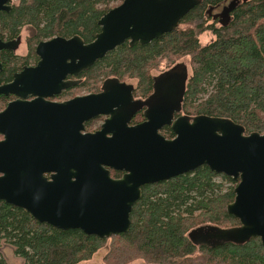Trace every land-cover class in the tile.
<instances>
[{
    "label": "water",
    "instance_id": "95a60500",
    "mask_svg": "<svg viewBox=\"0 0 264 264\" xmlns=\"http://www.w3.org/2000/svg\"><path fill=\"white\" fill-rule=\"evenodd\" d=\"M10 2L0 0V11H9ZM198 2L122 0L98 19L100 29L89 42L77 34L40 40L36 64L23 66L11 82L0 85V94L18 96L0 112V134L5 135L0 140V199L39 222L103 238L129 230L143 185L207 165L236 181L226 210L239 224L209 225L206 235L213 241L205 237L202 243L241 244L257 236L264 247V132L244 133L243 125L227 117L174 118L190 78L186 63L162 72L146 100L134 99L133 84L116 77L106 78L98 93L63 103L43 99L67 87L68 75L88 70L125 41L142 45L177 28ZM234 6L225 7L226 13ZM20 42V35L0 38V51H14ZM26 92L37 97L23 100ZM142 106L146 119L129 126L132 112ZM100 113L109 115L101 129L82 133L83 121ZM164 125L173 137L159 131ZM110 169L123 174L113 177Z\"/></svg>",
    "mask_w": 264,
    "mask_h": 264
},
{
    "label": "trees",
    "instance_id": "16d2710c",
    "mask_svg": "<svg viewBox=\"0 0 264 264\" xmlns=\"http://www.w3.org/2000/svg\"><path fill=\"white\" fill-rule=\"evenodd\" d=\"M120 1L18 0L9 11H0V38L15 37L21 27L28 26L33 29L32 51V42L57 35L77 34L89 42L100 29L98 19ZM225 2L226 7L235 6L228 14L222 10L227 14L223 22L216 14L212 23L205 24L210 20L204 17L208 9ZM181 24L149 43L117 46L84 75L91 85L96 78H133L137 80L135 92L147 94L152 88V71L161 62L171 65L190 57L183 112L230 118L244 126V133L264 132V0H199ZM206 31L213 38L202 43L199 37ZM29 58L1 50L0 80L9 79ZM235 184L232 177L207 165L145 184L130 212L129 230L103 238L79 229L53 227L23 208L2 203L0 234L23 259L22 264H83L107 240L106 264H125L136 258L149 264H264V247L257 236L241 244L203 243L199 248L187 237L193 224H239L226 210L234 198ZM0 264L9 263L0 255Z\"/></svg>",
    "mask_w": 264,
    "mask_h": 264
},
{
    "label": "flooded vegetation",
    "instance_id": "af4514ba",
    "mask_svg": "<svg viewBox=\"0 0 264 264\" xmlns=\"http://www.w3.org/2000/svg\"><path fill=\"white\" fill-rule=\"evenodd\" d=\"M121 3V1L119 2ZM118 3V4H119ZM226 7V2L225 3H221L219 5H216V6H212L211 7V12H209V9L208 11L206 12V14L204 15L205 18H208L210 17V20L213 21L214 19V15L216 14H219V21H222L223 19V15H221V12L223 9H225ZM229 7V6H228ZM229 12L231 11V9H228ZM181 20L182 18L180 19L179 21V24L177 27H179L181 25ZM18 36V35H17ZM17 36H15L14 38H11V40H14L17 38ZM48 39V38H47ZM45 40V39H44ZM154 40V39H153ZM152 41V40H151ZM21 43V42H20ZM38 43V42H37ZM36 43V45H37ZM124 43H127L129 45V41H125ZM136 44H139V41H137ZM135 44V45H136ZM146 44V43H145ZM20 45V44H19ZM143 45V44H142ZM36 47V46H35ZM28 55L26 56V58H29V60H27V64L25 63H21L20 64V67L19 69L15 70L9 79L7 80H0V85L1 84H5V83H9L13 80V75L15 72H18L20 71L23 66L27 65V66H32V65H35L36 62L39 60V56L36 54L35 52V48L32 50L28 49ZM8 51H12V50H8ZM12 52H15V51H12ZM2 68H3V65H2ZM168 70V69H167ZM1 71V70H0ZM86 71V70H85ZM81 72L80 74L78 75H68L64 80L67 81V83H69V85L67 87H63L61 88L60 90L56 91V90H53L51 92V94H47L44 96V100L45 101H50V102H54V103H63V102H66V101H69L71 99H73L74 97L76 96H84L86 94H89V93H98L101 91V86H102V83L103 81L108 78V77H105L102 79L100 85H98V87H92L89 89L90 87V80L88 78V76L84 75V72ZM164 72V71H162ZM158 73L156 75H153V79H152V88L151 90L147 93V94H137L135 92L136 90V85H134L133 83L131 82H127L125 80H121L119 79L118 77L116 76H109V77H116L118 78L120 81H125L126 83H131L133 84V90H132V95H133V98L134 99H140V100H146L149 98L150 94L153 92V84L154 82L157 80L158 77H160L161 75L163 74H166V73ZM189 73V71H188ZM75 81V82H74ZM86 85V86H85ZM78 89H83L82 91L80 92H76V90ZM26 94L28 96L26 97H23L22 99L23 100H32L34 99L35 97H37V95H31L32 93L31 92H26ZM18 99V96L13 94V93H9V94H3L1 93L0 94V112H2L10 102L14 101ZM183 104V102H182ZM181 104V110L180 111H175L174 112V118L180 116V115H183L185 114V112H183L182 110V107L183 105ZM146 106H142L141 108H138L136 110H134L130 116V120L128 121V125L129 126H133V125H136L140 122H143L146 117H145V111H146ZM109 117L108 114H104V113H100L98 114L97 116H93L91 118H88L86 120L83 121V126H84V129L81 131L82 133H87V132H96L98 130L101 129V126L102 124L104 123L105 119ZM164 136L165 135H169V133H171V137H173V133L170 129V127L168 125H164L160 130H159ZM109 135H111L109 133ZM170 136V135H169ZM169 136H165L167 138H171ZM5 137L4 134H0V140H2L3 138ZM114 171H118V170H113V169H110V175L113 176V177H120L122 174H123V171H118L120 173H115ZM113 173V175H112ZM45 175H49V174H45ZM2 203H6V204H9V205H12L8 202H6L5 200L3 199H0V204ZM13 207H18V206H15V205H12ZM209 225H214V224H211V223H204V224H199L195 227H192L189 231H188V239L190 240V242L195 245V248H199L200 245H202V241H204V238L206 237L209 241H213L212 238L208 237L206 234H207V230H210L209 229ZM238 225V224H236ZM236 225H233V226H236ZM199 227H204V229L201 231L197 228ZM227 227H232V226H222V228H227ZM193 229V230H192ZM5 236L1 235L0 234V253H3V248L2 246L3 245H7V246H10V247H13L8 241L5 240V238H3Z\"/></svg>",
    "mask_w": 264,
    "mask_h": 264
},
{
    "label": "rangeland",
    "instance_id": "374dc122",
    "mask_svg": "<svg viewBox=\"0 0 264 264\" xmlns=\"http://www.w3.org/2000/svg\"><path fill=\"white\" fill-rule=\"evenodd\" d=\"M210 23H212V20H206L205 21V24H210ZM183 25L184 24H181L180 26L182 27ZM32 31H33V29L31 27H28V26L21 27L20 32L18 34V36L19 35L21 36V43L14 50L15 52H13V54L15 55V57H26L28 55L27 48L30 49V50H32V48L30 47V44L31 43L29 41V39L31 38V35H32ZM11 38H14V37H11ZM11 38L10 37H4L3 39L4 40H10ZM212 38H213V35H212L211 31H206L205 33H203L199 37V39H200V41L202 43L209 42ZM42 40H44V39H42ZM32 44H33V49H34L35 46H36V43H33L32 42ZM178 62H184V63L187 64L188 69H189V75H190V73H191L190 57H181L179 59H176L175 62L173 64H171V65L169 63H166L165 61H163V62L160 63V65H159V67L157 69H154L152 71V75H156V74H158V73H160L162 71H165V70L169 69L171 66H173L174 64H176ZM102 79L103 78H96L94 80V84L93 85L90 84L89 89L91 88V86L92 87H96V85H100ZM125 81L131 82L134 85L137 84V80L136 79H133V78H127V79H125ZM82 90L83 89H78V90H76V92H80ZM197 225H199V224H193L192 227H195ZM109 243H110L109 240H107V242L105 243V245H103L100 249H98L92 255V257L89 260L84 261L83 264H106L105 261H104V256L107 253L108 244ZM2 248H3V253H0V255L2 257H4V259H5V261L7 263H9V264H22L23 263V259L21 257L17 256L14 253V248L13 247H10V246H7V245H3ZM125 264H149V263L146 262L142 258H136V259H133V260H131L129 262H126Z\"/></svg>",
    "mask_w": 264,
    "mask_h": 264
},
{
    "label": "built area",
    "instance_id": "2783aa9c",
    "mask_svg": "<svg viewBox=\"0 0 264 264\" xmlns=\"http://www.w3.org/2000/svg\"><path fill=\"white\" fill-rule=\"evenodd\" d=\"M18 0H11V3H15V2H17Z\"/></svg>",
    "mask_w": 264,
    "mask_h": 264
}]
</instances>
